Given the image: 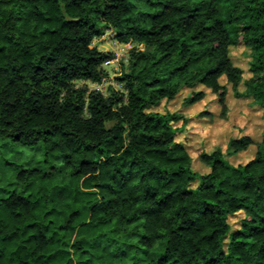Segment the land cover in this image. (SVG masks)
<instances>
[{"label":"trees","instance_id":"trees-1","mask_svg":"<svg viewBox=\"0 0 264 264\" xmlns=\"http://www.w3.org/2000/svg\"><path fill=\"white\" fill-rule=\"evenodd\" d=\"M108 30L142 49L104 95L74 82L108 77L92 47ZM228 85L264 121V0H0V145L41 146L44 165L3 162L17 187L0 195V264H264V129L200 153L198 173L186 118L156 111L204 87L224 117Z\"/></svg>","mask_w":264,"mask_h":264},{"label":"rangeland","instance_id":"rangeland-1","mask_svg":"<svg viewBox=\"0 0 264 264\" xmlns=\"http://www.w3.org/2000/svg\"><path fill=\"white\" fill-rule=\"evenodd\" d=\"M92 47L112 55L111 62L102 66L108 77L100 84L76 81L74 82L75 86L86 85L89 90L99 91L104 95L108 93V87L120 89V86L116 85L114 78L119 76L125 69L129 51L133 48L141 50L142 46L132 42L120 43L115 40L114 33L108 30L93 40ZM230 56L233 65L243 71V78H249L250 74L247 69L249 51L239 45L230 50ZM220 83L225 84V80L222 78ZM227 88V111L224 117H221V107L216 96L204 87L195 89L202 90L205 93L204 99L189 108L182 107V100L189 94V90H183L173 101L162 102L156 108V111L160 113L180 112L186 118L187 122L183 127V131L176 135V140L186 145L192 159V169L198 173L207 171L206 167L198 160L200 153H210L215 149H220L224 153L229 139L243 135L251 137L254 143L260 141V135L264 129L260 108L250 99H235L229 85ZM243 89V86L240 85L238 91L241 92ZM177 126H180V123ZM254 152L255 146H250L246 152L227 158V161L234 166L245 164L253 157ZM4 161L21 163L32 168H42L44 166L42 163L43 149L41 146H37L33 150H13L7 146L0 145V190H2L0 195L17 187L14 184V171L11 167L3 166ZM55 165H58V163H55ZM241 216V214H237L229 218V223L237 222Z\"/></svg>","mask_w":264,"mask_h":264},{"label":"built area","instance_id":"built-area-1","mask_svg":"<svg viewBox=\"0 0 264 264\" xmlns=\"http://www.w3.org/2000/svg\"><path fill=\"white\" fill-rule=\"evenodd\" d=\"M110 62H111V60H108V61H105L103 64H108Z\"/></svg>","mask_w":264,"mask_h":264}]
</instances>
